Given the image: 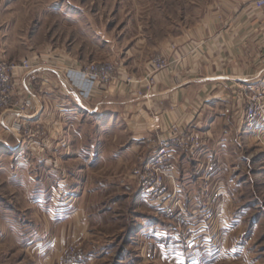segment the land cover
Instances as JSON below:
<instances>
[{"label":"rangeland","instance_id":"374dc122","mask_svg":"<svg viewBox=\"0 0 264 264\" xmlns=\"http://www.w3.org/2000/svg\"><path fill=\"white\" fill-rule=\"evenodd\" d=\"M224 2L0 0V53L3 60L16 65L32 58L36 79L27 81L28 76L26 83L31 90L35 86L40 90L36 97L47 95L51 84L42 76L48 68H57L56 64L111 63L120 70L119 78L140 80L157 74L152 73V62L164 58L165 42L199 26L207 14L225 6ZM56 81L54 91L61 90L64 84ZM261 81L255 98L264 111V77ZM70 89L64 96L68 104L54 110L53 116L51 108L40 103L37 108L23 109L25 130L12 132L0 141V264H69L71 259L73 264H82L86 254L95 257L101 253L103 259L96 264H119L123 260L141 263L143 250L146 264L157 260L160 264H264V129H247L244 112L238 131L247 141L244 143L242 137L238 148L242 159H228L223 173L200 166L197 170H176L175 180L166 183L172 194L170 184H176L183 175L188 178L185 182L195 179L212 190L207 204L164 206L166 215L172 210L177 218L172 219L177 247L165 251L175 254L171 261L156 243L152 250L146 249L141 239L126 236L135 215L148 212L141 208L146 202L141 199L138 172L156 156L158 143L153 154L146 149L151 157L140 163L105 153L98 159L93 152L99 145L97 133L103 137L110 130L97 121L95 113L88 114L87 109L82 113L83 109L76 107L77 101L88 107L95 96L83 98L73 87ZM15 96L12 94L9 111H20L16 103L23 106L30 99L23 90ZM107 99L101 98V108L106 109ZM244 99L246 110L249 103ZM68 105L76 108L70 112ZM100 145L107 153L112 146L103 138ZM195 149L171 146L169 150L191 155L188 150ZM129 163L132 167L127 168ZM220 182L223 192L216 188ZM81 197L86 200L84 217L90 233L85 241L77 224L82 217L75 215L82 209L78 205ZM133 200L138 202L136 206L129 203Z\"/></svg>","mask_w":264,"mask_h":264},{"label":"crops","instance_id":"0c3cea01","mask_svg":"<svg viewBox=\"0 0 264 264\" xmlns=\"http://www.w3.org/2000/svg\"><path fill=\"white\" fill-rule=\"evenodd\" d=\"M255 1L226 0L225 6L207 14L199 26L185 29L165 42L162 46V56L170 62L171 69L154 76L155 84L144 97L134 94L135 86L130 88L118 79L107 90L96 94L93 102L88 103V107L87 104L83 106L81 101H77L76 107L82 108V113L86 109L88 114L95 113L97 121L110 130L109 134L103 137L97 133L96 142L99 145L93 151L97 158L103 157V153L111 158L138 161L151 157L146 149L153 154L157 140L168 138V130L173 124L198 134L201 141L195 150H188L191 155L183 153L182 150L170 151V162L174 165V170H197L200 166L203 170L216 168L223 173L228 159L236 156L241 158L239 145L243 141L247 142L238 132L245 112L242 90L246 89L248 96H256L260 93L263 83L261 80L264 77V10H257L254 7ZM42 77H45L44 82L51 84L50 89H46L45 97H36L39 89L35 86L31 90L26 83L27 77L21 72L15 79L13 94L15 96V89L16 96L23 90L31 100L33 99L35 108L39 103L40 106L43 104L46 109L51 108L53 116L54 110H61L60 107L68 104L64 96L68 95L67 89L71 87L69 88L65 82L67 80L58 71L49 70ZM55 78L64 84L61 90L54 91V88H57L52 87L57 83ZM103 97L108 98L106 109L100 106ZM76 107L66 106L70 112ZM105 115L108 117L102 119ZM16 116L13 111L0 112V141L12 133L9 127ZM102 138L108 139L112 144L108 147V153L101 149ZM233 146L235 149L230 151ZM127 166L132 167V163ZM177 178L179 179V174ZM187 179L182 175L180 181L170 184V192L174 194L169 193L161 204H141L142 211L148 212L139 214L138 217L135 215L132 230L126 234L131 240L141 239L143 245L147 246L146 249L152 250L155 245L153 243H156L158 250L162 247L161 254L171 261L175 260V254L165 251H175L177 247L174 244L177 229L172 225V219L177 218L166 215L164 206L175 201L183 207L204 205L210 201L212 195L211 187L203 188L195 179L185 182ZM218 187L222 189L221 182L216 184V188ZM221 191L223 192V189ZM85 201L81 197L78 205H81L82 209L75 214L78 219L82 217L77 224L82 227L79 233L84 241L90 234L89 230L86 231ZM129 203L134 206L138 204L135 200ZM93 256L95 257H87L86 254L82 264H96L103 259L102 253ZM142 257L141 263L123 260L119 264H146L148 258L144 250ZM156 263L160 264L159 260L154 264Z\"/></svg>","mask_w":264,"mask_h":264},{"label":"built area","instance_id":"2783aa9c","mask_svg":"<svg viewBox=\"0 0 264 264\" xmlns=\"http://www.w3.org/2000/svg\"><path fill=\"white\" fill-rule=\"evenodd\" d=\"M254 7L257 10H264V0H256ZM57 68H48V70H55L65 77L71 88L73 87L79 95L83 98H91L96 96L100 90L105 89L106 86L112 84L118 80V70L111 63H90L81 64L80 66H64L62 64H56ZM170 62L165 58H159L152 62V73L166 71L171 69ZM35 71L34 61L31 59L23 60L20 63L10 64L3 60L0 53V112H8L10 106H12V94L15 87V79L18 73H24L28 77V81H33L36 77L33 75ZM32 75V76H31ZM124 84L132 88L135 86V95L138 97H144L148 94V91L154 86V76L147 75L144 79L131 80L127 78H119ZM246 89L242 90V97L247 98L248 107L245 110L246 128L250 131H255L258 128L264 129V114L259 99L255 96H248ZM247 95V96H246ZM22 103V102H21ZM24 105H19L20 111H15L17 116L11 123L9 131L21 134L25 130V123L21 122L24 118L22 114L23 109L34 108V103L31 99L25 100ZM168 138L158 139L157 143L159 149L156 156L149 161L142 171L138 172L141 183V199L144 202H153L161 204L168 196L169 192L166 183L171 180H175L174 167L168 163L171 159L170 147L175 146L179 148H197L199 147L198 134L187 132L182 126L173 124L169 130ZM174 207H181L180 203L175 201ZM166 210V209H165ZM169 209L167 210V212ZM168 215H172L170 210ZM75 254V250H72L71 255ZM69 264L74 263V259L69 260Z\"/></svg>","mask_w":264,"mask_h":264}]
</instances>
